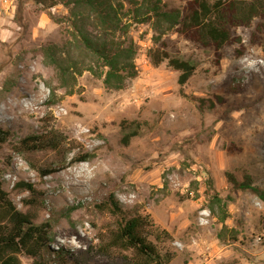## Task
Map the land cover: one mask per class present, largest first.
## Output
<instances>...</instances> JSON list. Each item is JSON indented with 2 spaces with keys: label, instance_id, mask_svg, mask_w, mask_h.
<instances>
[{
  "label": "rangeland",
  "instance_id": "rangeland-1",
  "mask_svg": "<svg viewBox=\"0 0 264 264\" xmlns=\"http://www.w3.org/2000/svg\"><path fill=\"white\" fill-rule=\"evenodd\" d=\"M51 1L0 0V128L10 133L0 167L16 208L26 213L29 195L14 185L34 184L46 205L36 222L56 220L50 248L77 252L97 244V232L112 222L95 205L113 194L128 213L151 217L169 264H264V239L255 241L264 235V201L226 180L227 173L238 181L247 175L264 192V39L251 38L258 20L232 28L239 42L218 58L169 21L134 20L135 9L141 18L154 3L182 13L192 0H110L136 49V76L114 90L85 70L94 63L71 45L67 0L45 8ZM49 45H66L81 73L61 82L44 63ZM155 49L195 68L184 86L166 62L151 64L147 53ZM28 136H57L65 154L35 153L32 167L10 146ZM78 152L91 158L39 175L37 168L66 164Z\"/></svg>",
  "mask_w": 264,
  "mask_h": 264
},
{
  "label": "trees",
  "instance_id": "trees-1",
  "mask_svg": "<svg viewBox=\"0 0 264 264\" xmlns=\"http://www.w3.org/2000/svg\"><path fill=\"white\" fill-rule=\"evenodd\" d=\"M32 1L41 6L45 4V0ZM65 2L71 14V45L86 53L94 63L93 67L88 65L85 70L102 80L106 88L122 89L126 79L136 76L133 65L136 49L128 38L129 25L121 22L119 10L110 0ZM56 4L58 2L53 0L45 8ZM138 10L135 9L134 14L136 23H146L151 16L169 21L172 26H178L177 32L187 40L212 47L218 58L226 46L239 42V39H232V28H248L254 20H258L251 38L264 39V0H192L182 13L164 11L154 3L149 9L150 15L145 18H141ZM87 28H91L94 33ZM116 34L117 40L114 39ZM64 48L66 45H49L42 49L45 65L55 69L61 82L69 76L74 79L75 74L81 73L71 52ZM147 57L154 67L166 62L169 68L178 72L177 82L181 87L195 71L188 62L171 56L163 49L150 50ZM228 87L230 89V84ZM211 107H214L213 103ZM9 136L8 131L0 128V150ZM131 136L123 138L124 145L128 144ZM10 146L12 152L24 154L28 160L33 154L47 150L55 151L57 155L63 153L61 139L57 136L47 139L43 136H28L17 145ZM90 158V154L78 152L66 164L37 170L41 177H46L87 162ZM30 165L33 167L32 162ZM226 180L234 190H249L264 201V192L253 186L249 176L245 175L242 181H238L227 173ZM14 187L29 195L22 201L28 208L26 213L19 211L3 190L0 167V264H22V259L28 260L30 264H169L172 259L170 254L162 253L159 249L162 231L155 226L151 217L144 213H128L113 194L95 205L98 213L112 219L111 223L104 224L97 232V244L77 252L63 248L53 250L50 248L51 233L56 220L49 218L41 223L36 222L38 213L46 208L44 194L34 184L24 181L17 182Z\"/></svg>",
  "mask_w": 264,
  "mask_h": 264
},
{
  "label": "built area",
  "instance_id": "built-area-1",
  "mask_svg": "<svg viewBox=\"0 0 264 264\" xmlns=\"http://www.w3.org/2000/svg\"><path fill=\"white\" fill-rule=\"evenodd\" d=\"M263 239H264V235H260V236H257V237L255 238V241H256L257 243H260V242L263 241Z\"/></svg>",
  "mask_w": 264,
  "mask_h": 264
},
{
  "label": "bare ground",
  "instance_id": "bare-ground-1",
  "mask_svg": "<svg viewBox=\"0 0 264 264\" xmlns=\"http://www.w3.org/2000/svg\"><path fill=\"white\" fill-rule=\"evenodd\" d=\"M263 112V111H262ZM261 121V120H260ZM262 126V125H261Z\"/></svg>",
  "mask_w": 264,
  "mask_h": 264
}]
</instances>
